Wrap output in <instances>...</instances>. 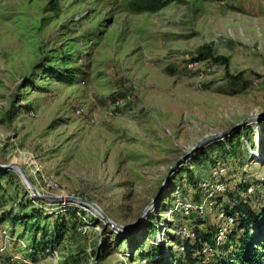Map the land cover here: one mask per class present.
Here are the masks:
<instances>
[{
	"label": "rangeland",
	"instance_id": "rangeland-1",
	"mask_svg": "<svg viewBox=\"0 0 264 264\" xmlns=\"http://www.w3.org/2000/svg\"><path fill=\"white\" fill-rule=\"evenodd\" d=\"M6 166L0 246L16 241L3 259L155 264L141 251L162 249L160 264H236L244 230L201 257L181 227L212 239L220 207L187 219L179 204L221 168L226 214H264V0H0ZM20 168L62 200L37 198ZM33 210L45 219L20 221Z\"/></svg>",
	"mask_w": 264,
	"mask_h": 264
},
{
	"label": "trees",
	"instance_id": "trees-1",
	"mask_svg": "<svg viewBox=\"0 0 264 264\" xmlns=\"http://www.w3.org/2000/svg\"><path fill=\"white\" fill-rule=\"evenodd\" d=\"M60 82H68L67 80L63 79L60 75L58 76ZM190 180L193 181L194 177L191 176ZM234 211H240L232 214V216L239 215L238 220L236 221V227H241V229L244 230L243 235L238 239L239 244V254L237 255V263L242 264H264V214H255L253 211H247L242 212L240 208L237 206L235 207ZM45 219L41 212L38 210H33L30 212L26 217L22 218L20 221L23 222L25 225L27 222L38 220L39 223L41 220ZM15 222V220H13ZM35 230L37 228H34ZM255 229L258 234L254 236L251 233V230ZM235 229H233L232 232H230L227 236L228 238L231 236V234L235 233ZM196 232V239L194 240L193 250L197 251L198 255L202 257L199 253H201L204 245H210L211 242H215V235L211 239L210 233H204L201 234V232L195 230ZM60 240V236H54L52 240L49 242H45L43 240L39 246L42 250L48 249L50 245L57 244ZM187 243L189 240L186 241ZM210 243V244H209ZM186 244L187 248V257L191 261V252L193 250H190ZM39 247L32 246L30 247L31 250H38ZM141 256L145 258H151L154 260L155 264H160L162 262V259L164 258V254L162 249L156 250L155 253L152 254H146L144 250L141 251ZM236 263V264H237Z\"/></svg>",
	"mask_w": 264,
	"mask_h": 264
},
{
	"label": "built area",
	"instance_id": "built-area-1",
	"mask_svg": "<svg viewBox=\"0 0 264 264\" xmlns=\"http://www.w3.org/2000/svg\"><path fill=\"white\" fill-rule=\"evenodd\" d=\"M223 171V169L217 168L211 174L210 183L202 185V189L204 191L203 195L205 197H201L200 201L184 202L179 204V207L182 209V215L187 219H190L193 215H196L198 219H205L206 211L209 208L212 209V207L213 209H216V204L219 205L220 209L218 210L219 215L217 219L221 222V224L215 234L216 247L222 246L228 234L232 232L234 227L236 226V221L239 217V215H227L223 209L222 204L215 201L218 196L225 194L228 190L227 184L222 180ZM4 233L5 243L0 246V264H28V262L20 260L15 256L14 258L10 257L9 260L3 259V253H9L13 243H15L16 241L15 238H11L8 234H6V232ZM181 235L184 240L194 241L196 239V232L192 227L189 228L188 226H182ZM19 243L22 244L24 248H26V246H24V242L19 241ZM181 250H184L183 246L181 247ZM199 254L205 256V258H209L214 255V251L210 245H204L201 253ZM15 258L17 260H15Z\"/></svg>",
	"mask_w": 264,
	"mask_h": 264
},
{
	"label": "water",
	"instance_id": "water-1",
	"mask_svg": "<svg viewBox=\"0 0 264 264\" xmlns=\"http://www.w3.org/2000/svg\"><path fill=\"white\" fill-rule=\"evenodd\" d=\"M0 168H10V167H8V166H6V167H0ZM21 169V168H20ZM22 170V169H21ZM22 173H23V176L25 177V179L27 180V182H28V184H29V186H30V188H31V190H32V192H33V194L37 197V198H39V199H45V200H48V199H55V200H62V198H60V197H56V198H48V197H45V196H41L38 192H37V190H36V188L31 184V182L29 181V179H28V177H27V175L25 174V172L22 170ZM68 201H77V202H80V203H82V204H85V205H87V206H89L91 209H93L96 213H99L101 216H102V218L105 220V221H107L108 223H112L111 222V220L106 216V214L103 212V210L99 207V206H97L96 204H94L93 202H90V201H88V200H84V199H79V198H72V197H67L66 198ZM155 205V203L154 204H152V206L151 207H149L147 210H146V212H145V214L153 207ZM120 228V227H119Z\"/></svg>",
	"mask_w": 264,
	"mask_h": 264
},
{
	"label": "bare ground",
	"instance_id": "bare-ground-1",
	"mask_svg": "<svg viewBox=\"0 0 264 264\" xmlns=\"http://www.w3.org/2000/svg\"><path fill=\"white\" fill-rule=\"evenodd\" d=\"M19 169V168H18ZM24 181H25V184H26V186H27V181L25 180V177H24ZM97 216H100L101 218H102V216L99 214V213H97Z\"/></svg>",
	"mask_w": 264,
	"mask_h": 264
}]
</instances>
